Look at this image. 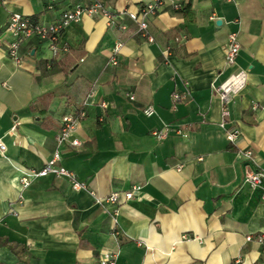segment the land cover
Masks as SVG:
<instances>
[{
  "label": "crops",
  "instance_id": "crops-1",
  "mask_svg": "<svg viewBox=\"0 0 264 264\" xmlns=\"http://www.w3.org/2000/svg\"><path fill=\"white\" fill-rule=\"evenodd\" d=\"M148 1L102 0L112 13ZM173 1L179 10L165 0L148 19L152 42L129 19L120 31L83 13L62 32L67 51L53 55L31 37L14 62L4 50L9 12L51 22L86 0H0V264H98L105 252L117 254L115 264H264V201L245 184L238 155L251 149L252 168L264 170V0ZM230 32L240 48L227 66ZM239 70L245 84L225 120L240 133L231 145L214 89ZM91 89L95 104L73 134L80 145L59 147V164L85 188L51 174L23 187L20 176L51 157L61 117ZM184 90L189 98L173 102L172 92ZM147 105L155 112L146 117ZM164 126V139L150 134ZM135 186L115 224L102 198Z\"/></svg>",
  "mask_w": 264,
  "mask_h": 264
},
{
  "label": "built area",
  "instance_id": "built-area-1",
  "mask_svg": "<svg viewBox=\"0 0 264 264\" xmlns=\"http://www.w3.org/2000/svg\"><path fill=\"white\" fill-rule=\"evenodd\" d=\"M4 1V0H2ZM174 10H179L181 5L169 0ZM226 2L236 4L238 0H225ZM165 0H150L144 4H141L136 11L123 10L117 13L110 12L103 4L102 0H86L84 5L77 3L70 8H66L61 11L59 17L51 22H40L21 12L11 11L8 13L7 20L4 27V32L8 35L9 39L4 42V50L8 58L14 62L20 61L19 50L23 43L31 37H36L41 40H46L49 43V47L53 55H57L60 52L68 50V46L62 40V32L66 26L71 23H77L80 21L83 13L88 14H101L107 20V25L110 27H116L120 31H124L127 28L125 19H129L136 26V32L142 37L146 38L149 42L153 41L152 36L147 33L148 19L155 15L159 9L163 7ZM184 38V37H183ZM123 42L118 39L112 49L109 62L116 64L117 52L122 47ZM239 41L237 32H230L227 35V44L224 51V63L227 66H231L235 63V59L239 52ZM243 70H239L230 74L227 78L215 87V92L219 98L221 106V121L220 127L225 131V136L231 145H236L239 139L240 133L235 127H226V118L229 115L228 102L231 100V96L236 94L245 84L246 75ZM95 90L88 91L84 98L80 108L72 113L66 114L61 117L60 125L54 136L57 148L52 151L51 157L46 160L44 165L40 169H28L19 178V182L23 187H27L30 180L34 177L44 176L51 174L57 177H65L71 182L73 189L85 188V183L77 180L75 174L59 164L60 161V149L62 145L78 146L80 141L74 137V132L78 126V123L86 115V107L95 104L94 100ZM130 100L134 99L132 93L127 94ZM189 91L183 92L173 91L171 98L173 102L185 101L189 98ZM98 105L105 109L107 104L104 101H99ZM255 107V105L253 106ZM154 107L147 105L142 108L143 115L150 116L154 113ZM168 126H164L160 130H153L152 134L157 140L164 139L168 134ZM5 150V145L0 140V152ZM240 158L245 162L244 182L252 189H259L260 198L264 201V170L258 168H252V164L255 163V156L251 149H241L238 153ZM138 187L135 186L130 190L122 192H113L106 196L104 199L107 203L112 205L113 221L117 223L118 206L125 200H129L134 197V192ZM96 198L97 202L102 200ZM247 236L246 239H250ZM264 236H258L257 240L261 242ZM116 253L105 252L101 254L98 259V264H115Z\"/></svg>",
  "mask_w": 264,
  "mask_h": 264
},
{
  "label": "trees",
  "instance_id": "trees-1",
  "mask_svg": "<svg viewBox=\"0 0 264 264\" xmlns=\"http://www.w3.org/2000/svg\"><path fill=\"white\" fill-rule=\"evenodd\" d=\"M183 11H184V12H186V11H187V9H186V8H183Z\"/></svg>",
  "mask_w": 264,
  "mask_h": 264
}]
</instances>
